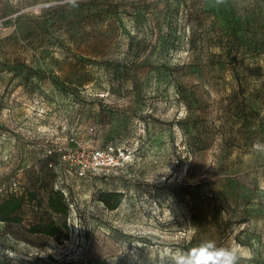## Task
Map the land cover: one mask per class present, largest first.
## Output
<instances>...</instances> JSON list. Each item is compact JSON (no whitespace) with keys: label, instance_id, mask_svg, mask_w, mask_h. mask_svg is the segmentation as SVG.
Masks as SVG:
<instances>
[{"label":"rangeland","instance_id":"374dc122","mask_svg":"<svg viewBox=\"0 0 264 264\" xmlns=\"http://www.w3.org/2000/svg\"><path fill=\"white\" fill-rule=\"evenodd\" d=\"M95 148L117 166L78 176L74 152ZM12 194L29 199L0 221V264H173L207 240L264 264V0H0ZM49 219L59 238L29 231Z\"/></svg>","mask_w":264,"mask_h":264},{"label":"trees","instance_id":"16d2710c","mask_svg":"<svg viewBox=\"0 0 264 264\" xmlns=\"http://www.w3.org/2000/svg\"><path fill=\"white\" fill-rule=\"evenodd\" d=\"M31 199H37L38 194L35 192L30 193ZM124 193L122 191H104L100 194V199L107 205L110 210H115L122 203ZM25 194H12L9 197L0 201V221L6 222H21L22 218L19 212L22 210L26 200ZM48 207L57 214L67 217L70 213V205L67 203L64 192L59 189H52L48 193ZM64 227L69 230L68 224L65 223ZM32 233L45 234L49 237L59 238L60 226L58 223L49 219L45 223L34 224L29 227Z\"/></svg>","mask_w":264,"mask_h":264},{"label":"clouds","instance_id":"9594fccd","mask_svg":"<svg viewBox=\"0 0 264 264\" xmlns=\"http://www.w3.org/2000/svg\"><path fill=\"white\" fill-rule=\"evenodd\" d=\"M70 3L75 5L76 0H70ZM171 259L173 264H237L238 257L235 250L219 247L214 241L207 240L187 252L171 254Z\"/></svg>","mask_w":264,"mask_h":264},{"label":"built area","instance_id":"2783aa9c","mask_svg":"<svg viewBox=\"0 0 264 264\" xmlns=\"http://www.w3.org/2000/svg\"><path fill=\"white\" fill-rule=\"evenodd\" d=\"M74 153L79 157L76 173L80 177H86L100 169L117 166L119 161L116 151H107L103 148L79 149ZM72 156V150L65 151L60 154L59 164L51 163L50 165L57 169L62 163L69 161Z\"/></svg>","mask_w":264,"mask_h":264}]
</instances>
